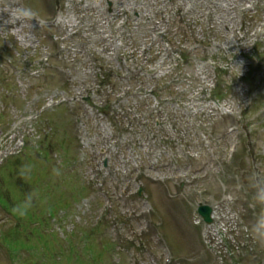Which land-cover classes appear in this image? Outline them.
I'll list each match as a JSON object with an SVG mask.
<instances>
[{
	"label": "rangeland",
	"instance_id": "374dc122",
	"mask_svg": "<svg viewBox=\"0 0 264 264\" xmlns=\"http://www.w3.org/2000/svg\"><path fill=\"white\" fill-rule=\"evenodd\" d=\"M0 8V264H264V0Z\"/></svg>",
	"mask_w": 264,
	"mask_h": 264
},
{
	"label": "clouds",
	"instance_id": "9594fccd",
	"mask_svg": "<svg viewBox=\"0 0 264 264\" xmlns=\"http://www.w3.org/2000/svg\"><path fill=\"white\" fill-rule=\"evenodd\" d=\"M8 13L7 23L15 24L17 20L21 23L29 22L32 19H37L36 15L31 11V9L22 8L19 9L16 14H13L8 8H0V13ZM264 183V178L257 177V192L253 196L255 203L261 205L262 212L257 217L256 225L253 226V232L257 234L258 239H264V233L259 232V227H264V188H260L259 185Z\"/></svg>",
	"mask_w": 264,
	"mask_h": 264
},
{
	"label": "water",
	"instance_id": "95a60500",
	"mask_svg": "<svg viewBox=\"0 0 264 264\" xmlns=\"http://www.w3.org/2000/svg\"><path fill=\"white\" fill-rule=\"evenodd\" d=\"M198 214L203 218L206 223L213 222L212 208L208 205H201L197 209Z\"/></svg>",
	"mask_w": 264,
	"mask_h": 264
},
{
	"label": "trees",
	"instance_id": "16d2710c",
	"mask_svg": "<svg viewBox=\"0 0 264 264\" xmlns=\"http://www.w3.org/2000/svg\"><path fill=\"white\" fill-rule=\"evenodd\" d=\"M47 211L49 212L50 211V209L49 208H47ZM52 217V216H51ZM17 225H19V222H17L16 224H15V226H17ZM97 229L95 230V231H99V227H96ZM5 235H3V237L2 238H5L4 240H6L8 237L7 236H5ZM85 238V237H84ZM86 238H89V239H91L92 238V234H90V236H88V237H86ZM100 254H101V252H99ZM98 253V255H100Z\"/></svg>",
	"mask_w": 264,
	"mask_h": 264
},
{
	"label": "bare ground",
	"instance_id": "6f19581e",
	"mask_svg": "<svg viewBox=\"0 0 264 264\" xmlns=\"http://www.w3.org/2000/svg\"><path fill=\"white\" fill-rule=\"evenodd\" d=\"M200 159V158H199ZM203 162V161H202ZM197 163H199V162H197Z\"/></svg>",
	"mask_w": 264,
	"mask_h": 264
}]
</instances>
